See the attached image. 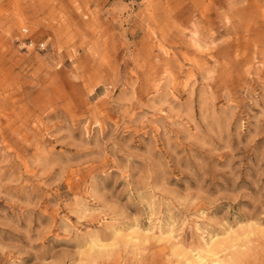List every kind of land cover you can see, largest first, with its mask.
I'll list each match as a JSON object with an SVG mask.
<instances>
[{
	"label": "rangeland",
	"instance_id": "obj_1",
	"mask_svg": "<svg viewBox=\"0 0 264 264\" xmlns=\"http://www.w3.org/2000/svg\"><path fill=\"white\" fill-rule=\"evenodd\" d=\"M0 264H264V0H0Z\"/></svg>",
	"mask_w": 264,
	"mask_h": 264
},
{
	"label": "built area",
	"instance_id": "obj_2",
	"mask_svg": "<svg viewBox=\"0 0 264 264\" xmlns=\"http://www.w3.org/2000/svg\"><path fill=\"white\" fill-rule=\"evenodd\" d=\"M26 45L29 46V47H34L35 45H37L38 48H40V49H45L46 48V43L45 42H41V43L35 44L32 40H30Z\"/></svg>",
	"mask_w": 264,
	"mask_h": 264
}]
</instances>
